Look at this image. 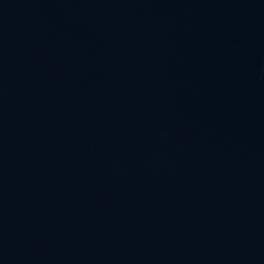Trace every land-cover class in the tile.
<instances>
[{"label": "water", "instance_id": "95a60500", "mask_svg": "<svg viewBox=\"0 0 264 264\" xmlns=\"http://www.w3.org/2000/svg\"><path fill=\"white\" fill-rule=\"evenodd\" d=\"M0 264H264V0H0Z\"/></svg>", "mask_w": 264, "mask_h": 264}]
</instances>
